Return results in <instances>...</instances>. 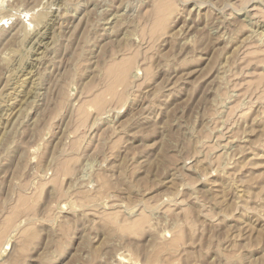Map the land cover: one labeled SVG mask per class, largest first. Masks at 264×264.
Wrapping results in <instances>:
<instances>
[{
    "label": "rangeland",
    "instance_id": "rangeland-1",
    "mask_svg": "<svg viewBox=\"0 0 264 264\" xmlns=\"http://www.w3.org/2000/svg\"><path fill=\"white\" fill-rule=\"evenodd\" d=\"M262 26L264 0H0V264H264Z\"/></svg>",
    "mask_w": 264,
    "mask_h": 264
},
{
    "label": "bare ground",
    "instance_id": "bare-ground-1",
    "mask_svg": "<svg viewBox=\"0 0 264 264\" xmlns=\"http://www.w3.org/2000/svg\"><path fill=\"white\" fill-rule=\"evenodd\" d=\"M7 14H8V13H7ZM2 16H3V15H2ZM8 16H9V15H8ZM26 27H27V26H26ZM262 27H263V26H262ZM263 28H264V27H263ZM0 30H1V29H0ZM261 31H262V30H261ZM261 31H260V32H261ZM261 33H262V32H261ZM261 33H260V34H261ZM263 33H264V32H263ZM262 35H263V34H262ZM4 59H5V58H4ZM22 81H23V80H22ZM22 81H21V82H22ZM21 82H20V83L18 82L19 84H18V83H17V84H18V85H21ZM18 85H17V87H18ZM22 85H23V84H22ZM12 107H13V106H12ZM91 253H92V252H91ZM156 253H157V252H156ZM15 259H16V258H15Z\"/></svg>",
    "mask_w": 264,
    "mask_h": 264
}]
</instances>
